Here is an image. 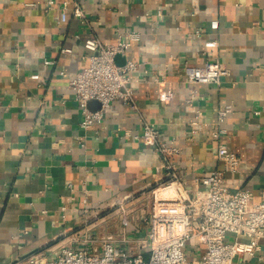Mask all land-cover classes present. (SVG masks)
Returning a JSON list of instances; mask_svg holds the SVG:
<instances>
[{
	"label": "crops",
	"instance_id": "0c3cea01",
	"mask_svg": "<svg viewBox=\"0 0 264 264\" xmlns=\"http://www.w3.org/2000/svg\"><path fill=\"white\" fill-rule=\"evenodd\" d=\"M62 2L0 0V264L61 243L90 219L103 233L145 229L138 220L149 208L148 188L165 174L154 146L140 137L144 120L178 146L174 159L190 191L193 176L224 167L216 154L224 142L239 156L237 168L224 172L225 186L248 188L258 201L264 187V0H81L83 17L69 4L59 21ZM130 29L139 38L115 60L139 61L128 82L137 107L115 98L98 122L83 127L70 86L88 62L83 38L93 34L111 43ZM208 39L216 44L206 45ZM208 58L228 69L220 83L186 81L184 64ZM168 90L170 100L163 97ZM225 104L231 110L218 123ZM98 106L96 100L90 105ZM119 205L128 208L126 225ZM98 209L103 220L94 215ZM239 238L257 248L234 261L264 264V238Z\"/></svg>",
	"mask_w": 264,
	"mask_h": 264
},
{
	"label": "built area",
	"instance_id": "2783aa9c",
	"mask_svg": "<svg viewBox=\"0 0 264 264\" xmlns=\"http://www.w3.org/2000/svg\"><path fill=\"white\" fill-rule=\"evenodd\" d=\"M62 4L59 21L66 20L69 4L74 16L83 17L81 0H63ZM210 26L216 28L218 20H212ZM138 38L139 33L131 29L118 31L116 41L111 43H103L93 34L83 38L87 49L83 56L88 62L70 80L81 110L80 124L83 127L98 122L115 98L137 107L128 82L129 72L139 66V61L126 58L119 64L115 57L124 54L129 41ZM205 44L214 45L216 40L208 39ZM62 50L70 51L69 48ZM44 61L52 62L50 59ZM183 68L185 80L191 83L219 84L221 76L228 72L218 58H208L202 64L185 63ZM172 96L171 90L163 94L166 100ZM92 99L99 102L97 108L90 107ZM230 110V104L217 110L218 123ZM193 123L200 127L198 120ZM140 137L154 146L165 174L148 188L149 208L140 212L138 220V224L146 225L145 229L137 225L138 228L132 231L123 228L117 233H103L93 226L95 221L90 219L86 222L89 227L81 232H72L61 243L33 250L11 264H241L234 261L236 255L253 253L257 248L255 242L241 240L239 236L255 240L264 238V187L260 199L254 202L250 189L229 190L225 186L224 172L238 166L236 152L224 142H219L216 154L224 162V167L193 176L196 185L190 191L184 185L174 159L178 146L159 138L156 126L149 120L143 121ZM127 209L122 205L118 207L122 225L129 221ZM94 215L104 219L99 209L94 211ZM227 234L232 236V240H227Z\"/></svg>",
	"mask_w": 264,
	"mask_h": 264
},
{
	"label": "water",
	"instance_id": "95a60500",
	"mask_svg": "<svg viewBox=\"0 0 264 264\" xmlns=\"http://www.w3.org/2000/svg\"><path fill=\"white\" fill-rule=\"evenodd\" d=\"M93 102H95L94 99L90 100V101H89V105H91Z\"/></svg>",
	"mask_w": 264,
	"mask_h": 264
},
{
	"label": "rangeland",
	"instance_id": "374dc122",
	"mask_svg": "<svg viewBox=\"0 0 264 264\" xmlns=\"http://www.w3.org/2000/svg\"><path fill=\"white\" fill-rule=\"evenodd\" d=\"M147 205V204H146ZM149 207V204H148V206H147V208Z\"/></svg>",
	"mask_w": 264,
	"mask_h": 264
}]
</instances>
